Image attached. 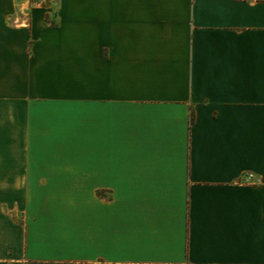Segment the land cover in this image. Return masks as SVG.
I'll list each match as a JSON object with an SVG mask.
<instances>
[{
  "label": "crops",
  "instance_id": "obj_1",
  "mask_svg": "<svg viewBox=\"0 0 264 264\" xmlns=\"http://www.w3.org/2000/svg\"><path fill=\"white\" fill-rule=\"evenodd\" d=\"M47 1L0 0V264H264V0Z\"/></svg>",
  "mask_w": 264,
  "mask_h": 264
},
{
  "label": "built area",
  "instance_id": "obj_2",
  "mask_svg": "<svg viewBox=\"0 0 264 264\" xmlns=\"http://www.w3.org/2000/svg\"><path fill=\"white\" fill-rule=\"evenodd\" d=\"M27 4L29 5V9L33 10V9H39V10H44V9H47L48 8V4L49 2L47 0H26ZM48 10L51 11V9L48 8ZM48 15H50L51 13L48 12L47 13ZM28 18H30V15H27ZM29 24V21L27 20L26 22L23 23H20V25H25L27 26ZM248 178L249 179H252L253 178V175L252 174H249L248 175Z\"/></svg>",
  "mask_w": 264,
  "mask_h": 264
},
{
  "label": "rangeland",
  "instance_id": "obj_3",
  "mask_svg": "<svg viewBox=\"0 0 264 264\" xmlns=\"http://www.w3.org/2000/svg\"><path fill=\"white\" fill-rule=\"evenodd\" d=\"M48 26V25H47Z\"/></svg>",
  "mask_w": 264,
  "mask_h": 264
}]
</instances>
